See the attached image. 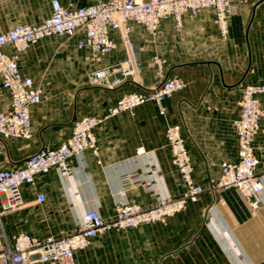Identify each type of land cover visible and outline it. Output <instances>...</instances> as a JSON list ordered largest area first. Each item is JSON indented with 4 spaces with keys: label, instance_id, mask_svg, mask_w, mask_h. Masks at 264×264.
I'll list each match as a JSON object with an SVG mask.
<instances>
[{
    "label": "crops",
    "instance_id": "obj_1",
    "mask_svg": "<svg viewBox=\"0 0 264 264\" xmlns=\"http://www.w3.org/2000/svg\"><path fill=\"white\" fill-rule=\"evenodd\" d=\"M64 6H85L101 0H59ZM51 0H3L0 33L18 23H38L51 13ZM129 40L138 46L137 73L122 78L115 66L127 56L117 31L115 48L95 57L74 37L48 36L19 53V67L43 88V100L30 107V139L4 140L0 164L6 169L23 164L32 153L64 141L73 121L88 114L103 116L108 105L135 90H149L164 78L178 77L185 87L163 100L165 113L153 103L105 119L94 129L98 155L89 150L70 159V168L39 174L23 187L25 205L6 212L2 228L11 241L18 232L32 236H62L80 222V215L96 210L114 218L115 203L135 200L153 206L161 197H178L180 175L172 165L164 131L179 124L193 165V179L206 188L197 202L165 223L109 229L76 251V264H264V98L263 115L253 141L262 184L260 205L251 210L236 188L210 190L208 180L218 164L236 158L233 120L249 84L264 83V0L233 4L228 33L221 37L213 10L184 15L176 28L172 18L147 32L131 22ZM13 52L14 47H5ZM162 61L159 71L154 58ZM106 69L108 85H91L87 75ZM112 84V85H110ZM5 97L0 98V103ZM143 152L137 154L136 150ZM136 171L141 182L123 188L122 174ZM46 196L37 204L35 195ZM34 264H51L35 262Z\"/></svg>",
    "mask_w": 264,
    "mask_h": 264
},
{
    "label": "built area",
    "instance_id": "obj_2",
    "mask_svg": "<svg viewBox=\"0 0 264 264\" xmlns=\"http://www.w3.org/2000/svg\"><path fill=\"white\" fill-rule=\"evenodd\" d=\"M3 0H0V2ZM242 0H101L85 6H64L59 0H51V13L38 23H18L0 33V158L4 154V140L32 136L30 107L43 100V88L25 75L19 67V53L48 36L74 37L79 47H88L91 54L101 57L115 48L111 37L117 31L126 48L127 56L115 66L122 78L137 73L138 46L129 40L130 23L141 25L147 32L158 30L162 20L172 18L176 28L182 26L184 15L195 16L202 9L213 10L214 22L220 36L228 33L229 17L233 4ZM11 45L13 52L5 47ZM154 62L161 71L162 61ZM91 85H108L106 69L92 70L87 75ZM112 85V84H110ZM185 83L178 77H166L149 90L128 92L106 108L103 116L88 114L73 121L70 135L54 148L40 149L29 155L23 164L6 169L0 164V264H34L39 261L51 264H76L75 253L86 247L90 240L109 229L135 228L147 223H165L167 219L183 211L188 203L197 202L206 190L193 179V165L185 146L179 124L165 127V145L169 149L172 165L180 175L181 193L178 197H161L150 207H143L135 200H119L115 203L114 218L105 220L96 210L80 215V222L62 236H32L18 232L10 241L3 228L2 217L25 205L23 187L34 185L39 174H47L54 168L67 172L70 159L89 150L98 155L94 129L105 119L125 111H133L145 103H153L160 114L165 113L163 100L182 90ZM261 98L264 83L249 84L238 102L239 114L233 120L236 134V158L218 164L219 173L208 180L210 190L236 188L247 200L251 210L260 205L262 184L256 174L258 159L253 153V141L263 115ZM138 148L136 153H142ZM119 182L123 188L141 182L136 172L122 174ZM37 204H43L46 196L35 195Z\"/></svg>",
    "mask_w": 264,
    "mask_h": 264
}]
</instances>
